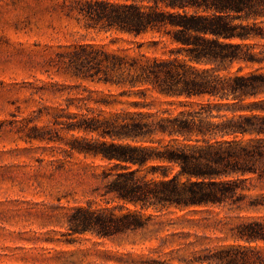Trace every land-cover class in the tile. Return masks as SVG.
<instances>
[{
  "label": "trees",
  "instance_id": "obj_1",
  "mask_svg": "<svg viewBox=\"0 0 264 264\" xmlns=\"http://www.w3.org/2000/svg\"><path fill=\"white\" fill-rule=\"evenodd\" d=\"M69 11L88 29L134 37L156 34L176 45L167 58H159L142 52L144 43L136 45L135 55L80 44L68 54L67 70L74 77L129 92L136 89L133 94L142 97L150 90L176 99L212 98L195 107L179 102L189 108L176 114L90 119L85 126H72L103 138L81 140L71 151L113 165L103 177L111 179L104 184V194L159 211L227 207L238 219L223 224L233 243L186 263L264 264V247L253 245L264 243V72L241 73L239 67L229 73L234 63L264 62V48L256 51L255 44L245 43L264 40V21H258L264 18V0H73ZM158 44L152 41L149 46ZM156 137L168 141L163 144ZM128 140L135 143L124 142ZM152 162L161 163L148 169L156 178L137 175ZM251 191L258 193L247 194ZM141 218L140 211L115 216L76 207L67 225L69 234L109 237L143 228Z\"/></svg>",
  "mask_w": 264,
  "mask_h": 264
},
{
  "label": "rangeland",
  "instance_id": "obj_2",
  "mask_svg": "<svg viewBox=\"0 0 264 264\" xmlns=\"http://www.w3.org/2000/svg\"><path fill=\"white\" fill-rule=\"evenodd\" d=\"M72 2L0 0V264H187L208 250L232 244L223 224L238 219L227 207L159 211L123 204L104 194V184L111 179L103 177L113 165L71 151L81 140H103L95 132L72 127L85 126L90 119L112 121L163 111L176 114L189 108L179 102L195 107L212 101L208 97L176 99L150 90L142 97L133 94L136 89L129 92L74 77L67 70L68 54L80 44L135 55L136 45L144 43L142 52L159 58H167L176 45L156 34L134 37L85 28L77 13L69 11ZM152 41L159 42L157 47L149 46ZM245 43L255 44L256 51L264 48V40ZM239 67L241 73L264 72V62H242L231 65L229 73ZM167 141L161 139L163 144ZM159 165L152 162L138 169L137 175L156 178L148 169ZM76 207L115 216L140 211L145 225L109 237L69 234L67 218ZM253 245L264 247L261 242Z\"/></svg>",
  "mask_w": 264,
  "mask_h": 264
}]
</instances>
